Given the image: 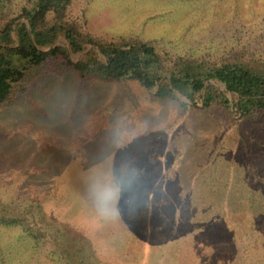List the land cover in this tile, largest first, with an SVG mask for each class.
Masks as SVG:
<instances>
[{
    "label": "rangeland",
    "instance_id": "1",
    "mask_svg": "<svg viewBox=\"0 0 264 264\" xmlns=\"http://www.w3.org/2000/svg\"><path fill=\"white\" fill-rule=\"evenodd\" d=\"M66 19L167 60H264V0H72ZM154 92L46 66L0 105V264H264V119Z\"/></svg>",
    "mask_w": 264,
    "mask_h": 264
},
{
    "label": "trees",
    "instance_id": "2",
    "mask_svg": "<svg viewBox=\"0 0 264 264\" xmlns=\"http://www.w3.org/2000/svg\"><path fill=\"white\" fill-rule=\"evenodd\" d=\"M12 1L0 0V105L46 66L72 67L82 80L135 79L183 110L220 106L239 119H264V60H167L150 42L100 41L81 31L66 19L72 0H28L17 12ZM83 52L76 61L70 58Z\"/></svg>",
    "mask_w": 264,
    "mask_h": 264
},
{
    "label": "clouds",
    "instance_id": "3",
    "mask_svg": "<svg viewBox=\"0 0 264 264\" xmlns=\"http://www.w3.org/2000/svg\"><path fill=\"white\" fill-rule=\"evenodd\" d=\"M145 134L144 133H138L136 135H133L130 139L126 140L122 145H119L118 148H130L135 141L138 139L142 138ZM118 148L113 149V155H112V170H113V175H115V165H116V160L119 155ZM122 199H123V186L118 185L117 186V196L116 200L113 205V209L116 213L117 216H122Z\"/></svg>",
    "mask_w": 264,
    "mask_h": 264
}]
</instances>
